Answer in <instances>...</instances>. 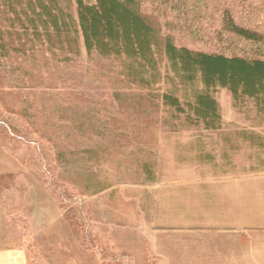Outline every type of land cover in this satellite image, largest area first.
I'll return each mask as SVG.
<instances>
[{
	"label": "rangeland",
	"instance_id": "1",
	"mask_svg": "<svg viewBox=\"0 0 264 264\" xmlns=\"http://www.w3.org/2000/svg\"><path fill=\"white\" fill-rule=\"evenodd\" d=\"M222 1L234 21L260 32L259 43L186 32H174L175 42L264 48V0ZM143 11L164 23L150 6ZM1 75L0 248L22 251L27 264H167L178 242L220 238L180 230L186 203L264 152L253 100L217 88L221 123L207 129L164 104L161 95L174 92L188 110L195 89L166 65L144 88L128 80L121 60L88 55L83 42L78 54L41 44L3 61Z\"/></svg>",
	"mask_w": 264,
	"mask_h": 264
},
{
	"label": "trees",
	"instance_id": "2",
	"mask_svg": "<svg viewBox=\"0 0 264 264\" xmlns=\"http://www.w3.org/2000/svg\"><path fill=\"white\" fill-rule=\"evenodd\" d=\"M224 3L222 0H0V79L3 61L14 54H24L28 47L34 49L45 44L51 50L78 54L83 42L88 55L96 53L121 60L128 80L144 88H151L161 80L162 67L166 65L173 78L195 89L193 101L187 103L188 110L174 92L160 94L164 104L178 113H187L186 119L202 122L207 129L220 127V108L214 97L219 87L227 88L236 101L253 100L264 118L263 47L225 52L194 50L175 42L174 32H186L198 39L216 37L230 44L237 40L259 43L260 32L234 21L230 10L221 8ZM144 6L154 9L164 23L159 24L145 14ZM217 14L218 29L213 26ZM206 19L210 21L209 29Z\"/></svg>",
	"mask_w": 264,
	"mask_h": 264
},
{
	"label": "crops",
	"instance_id": "3",
	"mask_svg": "<svg viewBox=\"0 0 264 264\" xmlns=\"http://www.w3.org/2000/svg\"><path fill=\"white\" fill-rule=\"evenodd\" d=\"M254 159L244 172L224 177L216 190L197 193L186 203L180 230L220 238L178 242L167 264H264V152ZM193 252L199 256L190 262L186 255ZM0 264L27 263L22 251L0 248Z\"/></svg>",
	"mask_w": 264,
	"mask_h": 264
}]
</instances>
